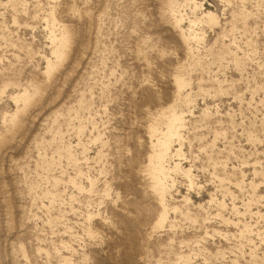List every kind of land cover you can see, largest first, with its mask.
<instances>
[{"label": "rangeland", "instance_id": "rangeland-1", "mask_svg": "<svg viewBox=\"0 0 264 264\" xmlns=\"http://www.w3.org/2000/svg\"><path fill=\"white\" fill-rule=\"evenodd\" d=\"M0 264H264V0H0Z\"/></svg>", "mask_w": 264, "mask_h": 264}, {"label": "bare ground", "instance_id": "bare-ground-1", "mask_svg": "<svg viewBox=\"0 0 264 264\" xmlns=\"http://www.w3.org/2000/svg\"><path fill=\"white\" fill-rule=\"evenodd\" d=\"M213 20V19H212ZM190 23H191V21H190ZM193 25H194V23H192ZM182 127V123L181 122H179L178 124H177V128L176 129H171V130H169L168 131V134H167V136H168V139L166 140V141H164L163 143H162V149H161V153H160V157L162 158V159H165V157L168 155V154H170L171 152L173 153L172 154V156H173V158L175 157V159L176 158H181V150L179 149V148H175V147H173L172 146V143L173 142H175V141H178L177 139H178V132H179V129ZM181 143V142H180ZM180 145V144H179ZM181 146V145H180ZM184 154V153H183ZM171 156V155H170ZM169 156V157H170ZM170 169H171V167H170ZM173 169L176 171H181L182 173H183V175H184V178H186L187 180V182H188V185L189 186H193L194 185V182H193V180H192V175H191V172H190V170H183V169H181V167H180V164L177 162V163H175L174 165H173ZM174 171V172H175ZM167 172H169V171H167ZM171 173V172H170ZM177 173V172H176ZM158 174H159V186H160V190L162 191L163 190V188H164V185H163V181L165 180V175H166V172L164 171V169L163 168H160L159 169V171H158ZM170 175V174H169ZM167 182V181H166ZM191 188V187H190Z\"/></svg>", "mask_w": 264, "mask_h": 264}]
</instances>
